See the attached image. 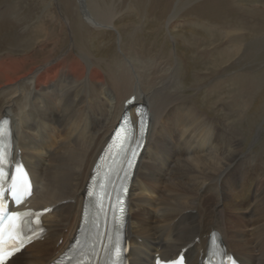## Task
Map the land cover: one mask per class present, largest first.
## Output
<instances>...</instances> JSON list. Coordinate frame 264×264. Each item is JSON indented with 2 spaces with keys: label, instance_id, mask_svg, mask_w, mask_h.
<instances>
[{
  "label": "bare ground",
  "instance_id": "1",
  "mask_svg": "<svg viewBox=\"0 0 264 264\" xmlns=\"http://www.w3.org/2000/svg\"><path fill=\"white\" fill-rule=\"evenodd\" d=\"M80 2L88 23L116 29L113 9ZM87 56H46L40 64L34 53L0 56V101L8 97L0 121H11L15 159L33 181L29 207L52 209L43 239L8 264H50L68 249L98 157L127 110L138 120L137 105L125 107L132 96L150 124L128 197L129 264L173 260L182 250L186 264H202L211 242L239 264H264V152L243 155L233 123L218 128L182 99L170 62L127 60L116 93Z\"/></svg>",
  "mask_w": 264,
  "mask_h": 264
},
{
  "label": "rangeland",
  "instance_id": "2",
  "mask_svg": "<svg viewBox=\"0 0 264 264\" xmlns=\"http://www.w3.org/2000/svg\"><path fill=\"white\" fill-rule=\"evenodd\" d=\"M213 2L86 0L115 11L114 29L88 23L80 0H0V56L34 53L40 64L46 56L88 55L113 92L127 60L170 62L179 96L218 128L233 123L243 155L256 157L264 152V0ZM7 103L4 96L0 109Z\"/></svg>",
  "mask_w": 264,
  "mask_h": 264
}]
</instances>
